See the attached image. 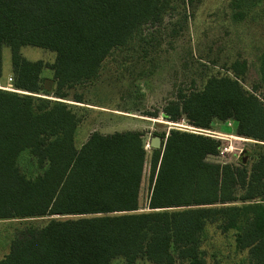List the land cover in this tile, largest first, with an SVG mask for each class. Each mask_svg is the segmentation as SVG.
I'll use <instances>...</instances> for the list:
<instances>
[{
    "label": "trees",
    "instance_id": "1",
    "mask_svg": "<svg viewBox=\"0 0 264 264\" xmlns=\"http://www.w3.org/2000/svg\"><path fill=\"white\" fill-rule=\"evenodd\" d=\"M193 1L0 0V77L5 45L18 90L0 88V220L50 217L15 228L0 264H205L201 243L210 223L231 233L246 264H264V101L239 79L244 60L200 89L179 91L161 116L208 130L231 121L235 135L255 141L251 162L246 150L238 166L211 161L218 139L171 127L157 134L161 148H151L148 210L138 211L142 132L92 131L75 145L80 118L64 100L84 101L64 90L95 79L105 58L131 44L144 24ZM263 2L230 0L232 20L253 19ZM27 45L54 52V61L27 60L20 54ZM259 62L264 83V54ZM44 68L52 70L50 91ZM24 152L32 175L19 166Z\"/></svg>",
    "mask_w": 264,
    "mask_h": 264
},
{
    "label": "rangeland",
    "instance_id": "2",
    "mask_svg": "<svg viewBox=\"0 0 264 264\" xmlns=\"http://www.w3.org/2000/svg\"><path fill=\"white\" fill-rule=\"evenodd\" d=\"M230 0H194L183 11L163 16L157 24H144L135 40L114 49L101 63L95 79L78 84L66 91L69 98L80 94L83 103L64 100L74 104L73 110L80 118L75 145L79 147L92 131L102 134L114 131L138 130L143 134L146 157L138 193V211H147L150 193L149 154L153 136L171 127L190 126L162 118V108L177 97L179 91L188 93L200 89L211 75L229 73L228 66L235 60L246 62V73L239 77L242 85L264 101V83L261 80L260 56L264 54V2L262 9L251 20L239 22L231 18ZM20 54L30 61L43 60L51 63L55 53L34 46H22ZM2 72L0 84L7 82L11 73L10 50L1 51ZM12 76V75H10ZM42 76L50 79L52 70L44 68ZM158 112L155 117L149 113ZM235 125L216 122L210 131L220 139L221 148L209 157L214 162L239 165V150L248 149L252 142L235 135ZM253 152L258 150L251 146ZM250 162L253 154L248 153ZM19 166L32 175L30 158L24 152ZM50 217L33 220H0V258L7 253L15 228L25 223L43 224ZM231 233L221 232L214 223L206 226L201 249L205 264H246V251L234 248ZM111 264H124L115 258ZM135 264H152L138 260ZM179 264H186L180 262Z\"/></svg>",
    "mask_w": 264,
    "mask_h": 264
},
{
    "label": "built area",
    "instance_id": "3",
    "mask_svg": "<svg viewBox=\"0 0 264 264\" xmlns=\"http://www.w3.org/2000/svg\"><path fill=\"white\" fill-rule=\"evenodd\" d=\"M11 81H12L11 76H9L7 78V82L4 85L0 84V88L4 89V90H9V91H18V90H15V89L12 88ZM226 123L228 125H233L231 121H227ZM181 129L187 130V131H190V132H193V133H197V134H203V135H206V136H210V137L215 138V139H220V137H218L215 134L217 132H213V131H210L208 129H201V128H196V127H193V126H186V127L181 128ZM223 151H228V149L226 147L220 148L219 152L223 153ZM239 151L241 152V150H239ZM240 152H238V153H240Z\"/></svg>",
    "mask_w": 264,
    "mask_h": 264
},
{
    "label": "water",
    "instance_id": "4",
    "mask_svg": "<svg viewBox=\"0 0 264 264\" xmlns=\"http://www.w3.org/2000/svg\"><path fill=\"white\" fill-rule=\"evenodd\" d=\"M53 83L54 81L52 79L45 78L43 80L44 90L50 91L53 87ZM149 144L152 148H156V149H159L162 146L161 139L159 136H153ZM239 156L243 161L247 160V155L243 150L240 152Z\"/></svg>",
    "mask_w": 264,
    "mask_h": 264
},
{
    "label": "crops",
    "instance_id": "5",
    "mask_svg": "<svg viewBox=\"0 0 264 264\" xmlns=\"http://www.w3.org/2000/svg\"><path fill=\"white\" fill-rule=\"evenodd\" d=\"M10 75H11V73H10ZM10 75H9V76H10ZM9 76H8V77H9ZM8 77H7V78H8ZM44 78H46V77H44ZM50 79H51V77H50Z\"/></svg>",
    "mask_w": 264,
    "mask_h": 264
}]
</instances>
